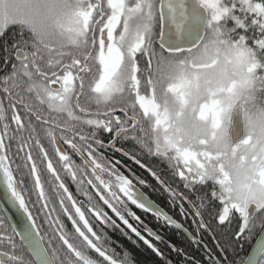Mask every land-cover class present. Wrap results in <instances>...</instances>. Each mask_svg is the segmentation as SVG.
I'll use <instances>...</instances> for the list:
<instances>
[{"label": "snow or ice", "instance_id": "6c2138e0", "mask_svg": "<svg viewBox=\"0 0 264 264\" xmlns=\"http://www.w3.org/2000/svg\"><path fill=\"white\" fill-rule=\"evenodd\" d=\"M5 37L0 264H132L111 233L162 256L131 206L182 223L117 155L191 217L205 255L183 264L253 239L264 264V0H0Z\"/></svg>", "mask_w": 264, "mask_h": 264}, {"label": "trees", "instance_id": "16d2710c", "mask_svg": "<svg viewBox=\"0 0 264 264\" xmlns=\"http://www.w3.org/2000/svg\"><path fill=\"white\" fill-rule=\"evenodd\" d=\"M7 38H0V65H2V59L5 55L4 53V42ZM9 44H11L10 40H7ZM169 212V211H168ZM173 213H168L172 215V218L176 221H180L182 226L189 232V234L193 237V232L195 231V224L192 223L191 217L188 220L180 219V216L177 217ZM205 219H208L207 213L205 214ZM145 223L150 226L152 231H155L158 235L162 237L165 242L160 241H151L150 243L154 242V246L158 247V249L162 252V256H157L155 253L152 252L146 245L143 244L142 241L135 239L134 237H130L128 235H122L120 233H111L112 239L116 241L119 249L121 250V255L124 252H127L129 258L132 261V264H166L165 258H170L173 264H183L182 257L178 256L175 251L172 249L175 248H182L184 253L194 257L196 260L203 259L205 255V248L203 246L197 248L195 244L190 243L186 240L180 233L170 227L161 226H154L153 222L150 221L149 223L145 221ZM195 239H199V236H196ZM255 239L251 241V243H244L243 248L241 249L237 246L234 254H229V261L230 264H242L245 260L253 242ZM171 246L168 247V245ZM206 244L209 249H212L214 246L213 240L206 234L204 240L202 241V245Z\"/></svg>", "mask_w": 264, "mask_h": 264}, {"label": "flooded vegetation", "instance_id": "af4514ba", "mask_svg": "<svg viewBox=\"0 0 264 264\" xmlns=\"http://www.w3.org/2000/svg\"><path fill=\"white\" fill-rule=\"evenodd\" d=\"M157 34H158V27H157ZM6 38H7V40L11 41V39L9 37H6ZM0 66H2V65H0ZM117 158L122 159L124 164L126 165V167L121 168V171L125 175H127L129 177H132L133 175H135L137 178L144 177L146 179V181L148 182L147 186H141V185L137 184V187H139L142 191H144L145 195H147L149 197V199L153 200L154 203L160 205L161 206L160 209L163 210L166 214H168L169 212L170 213L175 212V209L169 210V206L166 203V201H167L166 194L163 193L161 190H159L157 183L155 182L154 178L151 177L150 173L146 172L143 169H140L131 160H127L125 158L119 157L118 155H117ZM144 163H146L149 167L155 169L157 172L161 173L162 178L167 179V173H166L165 165L163 163H161L158 160H154V159H145ZM131 210L134 211L137 215L141 216L142 221L144 222V228L146 229L145 231H142V234L145 236V238L149 239L150 242L155 240V237H149L148 236V232L152 231V230L150 229V226H148L145 223V221H147L148 223L150 221H152L155 227L159 226V223L155 219H153L154 217L144 213L143 211H141L139 209H136L134 206H131ZM180 219L184 220V217L180 216ZM174 221H176V220H174ZM176 222L180 223V221H176ZM168 227H170V226H168ZM170 228H173L174 230H176L178 233H180L187 240V238L181 232H179L176 228H174V227H170ZM128 236L134 237L135 239L139 240V238L136 237L135 234H129ZM163 242H165V241L163 240ZM167 245H168V243H167ZM168 247L171 248L170 245H168Z\"/></svg>", "mask_w": 264, "mask_h": 264}, {"label": "water", "instance_id": "95a60500", "mask_svg": "<svg viewBox=\"0 0 264 264\" xmlns=\"http://www.w3.org/2000/svg\"><path fill=\"white\" fill-rule=\"evenodd\" d=\"M135 207V206H134ZM161 210V209H160ZM161 211H163V210H161ZM164 212V211H163ZM148 215H150V216H152V217H154L151 213H147ZM155 218V217H154ZM156 219H158L159 221H161V222H163L165 225H167V222L165 221V220H163V218H156ZM176 222V221H175ZM177 223V222H176ZM167 226H170V227H174V225H167ZM175 228V227H174ZM179 232H181L186 238H187V240L189 241V242H191L194 238L189 234V232L188 231H186L183 227H181V229H177ZM254 243H255V241H254ZM253 243V244H254ZM252 248V247H251ZM251 252V249H250V251H249V253ZM249 253H248V255H249ZM248 255H247V257H248ZM247 257L245 258V260L247 259ZM245 260L243 261V263L242 264H244V262H245Z\"/></svg>", "mask_w": 264, "mask_h": 264}, {"label": "bare ground", "instance_id": "6f19581e", "mask_svg": "<svg viewBox=\"0 0 264 264\" xmlns=\"http://www.w3.org/2000/svg\"><path fill=\"white\" fill-rule=\"evenodd\" d=\"M152 218V217H151ZM155 219L161 226H165V227H168L167 225H165L163 222L159 221L158 219L156 218H153ZM255 241V240H254ZM254 243V242H253ZM252 247V246H251ZM251 249V248H250ZM250 251V250H249ZM249 253V252H248ZM248 255V254H247ZM247 257V256H246Z\"/></svg>", "mask_w": 264, "mask_h": 264}]
</instances>
